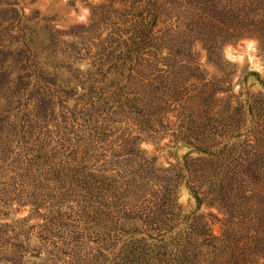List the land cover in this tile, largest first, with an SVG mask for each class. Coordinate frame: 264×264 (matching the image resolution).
Wrapping results in <instances>:
<instances>
[{"label": "rangeland", "instance_id": "1", "mask_svg": "<svg viewBox=\"0 0 264 264\" xmlns=\"http://www.w3.org/2000/svg\"><path fill=\"white\" fill-rule=\"evenodd\" d=\"M242 4L0 0V264H67L64 223L107 206L135 212L148 197L164 208L170 190L186 228L197 214L224 216L208 205L213 195L223 209L233 203L235 220L250 209L264 247V197L247 189L251 179L238 173L244 186L219 196L231 184L227 162L243 170L264 159V34L193 23ZM153 14L152 29L136 25ZM93 219L113 257L128 235L109 215ZM257 255L249 248L243 264H263Z\"/></svg>", "mask_w": 264, "mask_h": 264}, {"label": "trees", "instance_id": "2", "mask_svg": "<svg viewBox=\"0 0 264 264\" xmlns=\"http://www.w3.org/2000/svg\"><path fill=\"white\" fill-rule=\"evenodd\" d=\"M242 2V7L234 16L198 15L193 17V23L207 30L219 29L228 32L234 38L256 36L255 34L259 33L263 35L264 0H242ZM241 12H243L242 15ZM157 18L158 16L154 14L149 21L141 17L136 25L148 31L157 24ZM233 106L231 99H228L226 111ZM204 152L208 151L204 150ZM226 167L230 171L231 184L222 185L221 189L226 186L227 189L220 191V201L229 200L230 191L228 190L231 187L244 186L240 181L235 184V177L240 175L238 173L251 179L246 185L250 193L256 191L257 195L264 197V191L259 190L264 188L260 180L264 179V159L248 163L243 170L236 167L230 168V162H227ZM191 192L193 193V190ZM217 196H211L208 205L216 207L217 212L223 213L224 216L218 217L216 214L209 213L211 219L208 221L204 220L203 214H197L190 218L188 228H186V214L181 216L182 208L175 202L176 196L172 190L163 197L166 203L164 208L156 207L153 199L148 197L141 200L135 212L115 210L111 206L101 207L92 214L83 212L80 217L86 215V218L76 217L73 219L76 223L63 224L65 230H69L71 235L69 245H71L72 255L66 262L67 264L92 262V264H186V239L189 238L187 247L191 253L190 264H218L217 259L224 253H229L224 264H243V256L249 248L250 251H255L256 255L257 252L264 251V247H258L257 244L263 220L255 215L248 217L251 213L250 209L246 210L244 220H235L237 213L233 203L224 205L223 209V205L217 201L219 200ZM153 197H157L156 194H153ZM168 201L171 203L168 204ZM95 213L109 215L113 218V224L118 226L119 232L128 235L125 240L121 239L120 248L113 257L110 255L112 251L105 248L102 243L108 235H100L96 232L98 227L101 228L104 225H100L98 221L93 222ZM76 215L80 214L76 213ZM215 223L220 224L219 234L213 232ZM92 233L95 236L93 239L95 244L90 242ZM252 242L254 245L249 247L247 244ZM238 256L241 258L239 259ZM254 264H257L256 261Z\"/></svg>", "mask_w": 264, "mask_h": 264}]
</instances>
